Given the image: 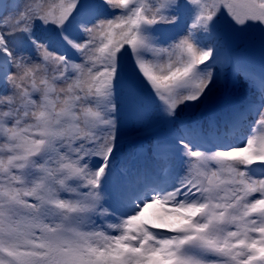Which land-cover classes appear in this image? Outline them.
Wrapping results in <instances>:
<instances>
[{"label":"snow or ice","instance_id":"6c2138e0","mask_svg":"<svg viewBox=\"0 0 264 264\" xmlns=\"http://www.w3.org/2000/svg\"><path fill=\"white\" fill-rule=\"evenodd\" d=\"M252 28L264 0H0V264H264ZM141 84L172 136L121 132Z\"/></svg>","mask_w":264,"mask_h":264},{"label":"rangeland","instance_id":"374dc122","mask_svg":"<svg viewBox=\"0 0 264 264\" xmlns=\"http://www.w3.org/2000/svg\"><path fill=\"white\" fill-rule=\"evenodd\" d=\"M221 30H224L223 25L221 26ZM164 35L165 37L173 36L174 32L168 31V32H165ZM229 35H238V36L243 37L244 42L238 45V47L236 48L237 51L245 50L246 53L253 52V55L255 56L261 54V58L259 57L255 61L251 57H246L251 66L256 67L257 63L259 61L261 62L258 69L253 68L255 71L259 72L262 65H264V50H262L259 30L256 28H252L248 32L243 33V34L229 33ZM221 59L223 60V56L221 57ZM125 65H126L129 75H134V70L132 68V63L130 59L125 60ZM218 68L221 71V74L223 75L224 73L223 63L218 65ZM237 79L239 82L236 83L235 86H233V84L230 81L228 87L231 90L233 97L239 100L241 103H244L249 98V90L247 89V86L244 84L242 79L240 78H237ZM141 89H142V99L144 103L143 111L147 113L149 119L143 122L139 120H133L130 117V114L127 108H125L121 116V120H122L121 132L123 133L124 137L127 138V136L131 133V131L134 130V128H139L142 126V124H146V123H154L155 124L154 131L159 136L163 138H168L172 136L173 132L171 131L170 126L166 125L163 121H158L155 119L157 115V106H156L155 100L151 96L150 90L142 84H141ZM250 96H251V99L253 100L255 99L254 92H251ZM203 119L205 120L207 119V114H205ZM243 131L246 134L248 132L247 127H244ZM124 151L126 152V157H125ZM124 151L121 153V158L125 159L124 163H128V157H129L128 152L131 154V150L129 146L125 145Z\"/></svg>","mask_w":264,"mask_h":264}]
</instances>
